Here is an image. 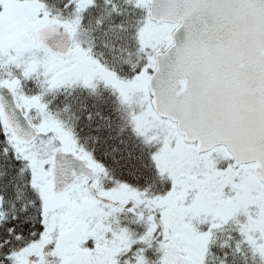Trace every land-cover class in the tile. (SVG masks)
Listing matches in <instances>:
<instances>
[{
  "label": "snow or ice",
  "instance_id": "1",
  "mask_svg": "<svg viewBox=\"0 0 264 264\" xmlns=\"http://www.w3.org/2000/svg\"><path fill=\"white\" fill-rule=\"evenodd\" d=\"M0 264H264V0H0Z\"/></svg>",
  "mask_w": 264,
  "mask_h": 264
}]
</instances>
